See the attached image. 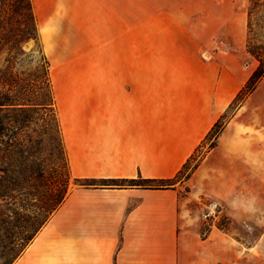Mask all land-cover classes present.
Wrapping results in <instances>:
<instances>
[{"label":"crops","instance_id":"obj_1","mask_svg":"<svg viewBox=\"0 0 264 264\" xmlns=\"http://www.w3.org/2000/svg\"><path fill=\"white\" fill-rule=\"evenodd\" d=\"M168 1L32 0L50 53L49 31L70 27L71 33L101 35L103 48L114 51L112 64L118 67L112 73L55 79L74 178L175 177L248 78L235 81L229 69L219 74L153 73L152 42L137 36L152 28L138 25V18H153L154 3L163 11ZM238 1L214 0L230 7V13L210 9L208 27H176L174 34L214 42L218 33H228L236 42H245L248 14L244 7L236 9ZM47 18L53 21L49 24ZM232 124L191 177L174 187H72L13 264H216L218 248H224V259L230 260L232 244L213 239V229L202 232L204 222L197 213L202 196L229 197L235 175L241 177L247 215L255 191L257 203L264 201V164L251 170L242 164L240 171L227 165ZM256 161L264 162V157ZM253 251L264 261V232L252 246H242V262Z\"/></svg>","mask_w":264,"mask_h":264},{"label":"rangeland","instance_id":"obj_2","mask_svg":"<svg viewBox=\"0 0 264 264\" xmlns=\"http://www.w3.org/2000/svg\"><path fill=\"white\" fill-rule=\"evenodd\" d=\"M243 7L248 14V34L245 42H236L228 33H218L213 39L214 42H207L204 39L190 40L188 35L174 34V28L183 26L208 27L210 25L208 20L210 9L216 13H230V7L225 6V3L214 2V0H169L168 4L165 3L163 11H161L162 8L159 3L157 7L154 3L153 18H138V25L150 26L152 30L147 35H137L138 40L140 37L144 39L145 36H148L152 42L150 45L153 53L152 72L159 74L217 72L219 74L229 69L236 76L235 81L238 82L244 75H249L241 85V90L258 64L255 57L248 52V40L251 37L254 43L264 44V0L238 1L236 9H242ZM36 19L37 37L23 43L26 54L22 57L23 61L18 65V69L23 70L26 76L32 74L34 76L31 77L35 79V72L41 74L47 59L50 63L49 72L53 86L55 79L60 80L69 74L112 73L114 68H118L112 64L114 51L103 48L101 35L71 33L69 32L70 27L61 26L56 28L54 32L49 31L51 53L48 52L40 29L39 19L37 17ZM45 21L50 24L53 19L47 18ZM63 23L64 21L61 20L60 25H63ZM250 26L252 27L251 32ZM58 29L61 32H56ZM174 37H178L180 43ZM56 101L53 105V111L40 110L34 113L31 125L38 126L35 130H32L34 126L29 130L34 145H38L35 149L37 153H42V155L50 153L54 163L61 159L66 162L64 149L60 145L61 132L56 127V125H60ZM230 105L221 115L226 117V125L233 121L232 133L229 134L226 140L227 159H229L227 165L238 167L239 171L242 164H249L251 166H249L250 170L251 168L257 169L256 166L263 168L264 162H257L256 160L258 157L260 159L262 156L264 157V78L243 102ZM40 125L47 129L52 126V131L49 130L50 134H46ZM210 143L211 140L206 142L202 151L206 150ZM219 144L218 139L217 146ZM200 154L202 153L200 152L198 155ZM231 155L232 157H230ZM242 155H244L243 158ZM248 157L250 162L246 161ZM70 182L69 192L72 187L78 185L75 184L72 177ZM96 183L118 185L128 182L99 180ZM230 186V189L228 186L229 197L202 196L200 200L201 208L197 213L200 220L204 222L202 232L213 229L215 231L213 239L217 241L226 239L227 243L232 244V257L230 260L224 259V248L217 249L216 264H264L263 259L257 257L258 253L256 251L245 257L243 262L241 254L242 246H252L264 232V201L257 203L255 191L252 199H249V207L252 209L247 215V201L241 198L242 183L240 175L234 176ZM187 190L188 188L184 189V193ZM210 200H215L220 204V214L218 219L205 221L203 212L206 209L205 204ZM243 207L244 210H242ZM1 238L3 239V237ZM4 258L6 256L2 254L0 249V264L4 261Z\"/></svg>","mask_w":264,"mask_h":264},{"label":"trees","instance_id":"obj_3","mask_svg":"<svg viewBox=\"0 0 264 264\" xmlns=\"http://www.w3.org/2000/svg\"><path fill=\"white\" fill-rule=\"evenodd\" d=\"M37 30L32 0H0V249L6 256L1 264H13L60 208L68 196L71 177L75 184L85 187L171 188L191 177L207 153L217 146L219 136L227 126L223 115L173 178H74L61 123L56 127L61 132L60 145L66 162L61 159L54 163L50 153H37L38 145H34L29 132L32 126V130L38 126L31 125L34 113L53 111L56 100L48 59L41 74L35 72V79L31 77L34 75L26 76L18 69L26 54L23 43L36 38ZM248 52L258 64L230 106L243 102L264 78V44L254 43L250 37ZM40 126L46 134L52 131V126L50 129ZM209 140V147L202 151ZM200 152L202 154L198 155ZM99 180L128 183H96Z\"/></svg>","mask_w":264,"mask_h":264},{"label":"built area","instance_id":"obj_4","mask_svg":"<svg viewBox=\"0 0 264 264\" xmlns=\"http://www.w3.org/2000/svg\"><path fill=\"white\" fill-rule=\"evenodd\" d=\"M206 209L203 212V219L210 221L212 219H218L220 214V204L215 200H210L205 204Z\"/></svg>","mask_w":264,"mask_h":264},{"label":"bare ground","instance_id":"obj_5","mask_svg":"<svg viewBox=\"0 0 264 264\" xmlns=\"http://www.w3.org/2000/svg\"><path fill=\"white\" fill-rule=\"evenodd\" d=\"M48 52H49V50H48Z\"/></svg>","mask_w":264,"mask_h":264}]
</instances>
